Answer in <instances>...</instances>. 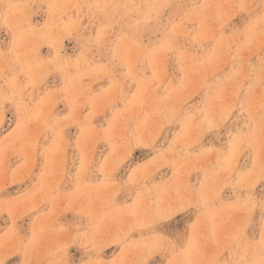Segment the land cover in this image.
Listing matches in <instances>:
<instances>
[{"label":"rangeland","instance_id":"obj_1","mask_svg":"<svg viewBox=\"0 0 264 264\" xmlns=\"http://www.w3.org/2000/svg\"><path fill=\"white\" fill-rule=\"evenodd\" d=\"M0 264H264V0H0Z\"/></svg>","mask_w":264,"mask_h":264}]
</instances>
